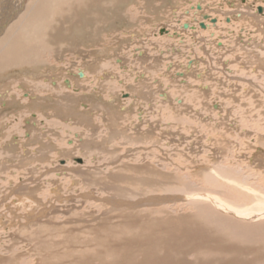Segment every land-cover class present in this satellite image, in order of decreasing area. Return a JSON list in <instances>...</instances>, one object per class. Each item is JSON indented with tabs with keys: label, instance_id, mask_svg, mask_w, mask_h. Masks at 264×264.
I'll return each instance as SVG.
<instances>
[{
	"label": "rangeland",
	"instance_id": "1",
	"mask_svg": "<svg viewBox=\"0 0 264 264\" xmlns=\"http://www.w3.org/2000/svg\"><path fill=\"white\" fill-rule=\"evenodd\" d=\"M112 6L0 72V264H264V238L189 232L194 194L264 198V0Z\"/></svg>",
	"mask_w": 264,
	"mask_h": 264
},
{
	"label": "bare ground",
	"instance_id": "2",
	"mask_svg": "<svg viewBox=\"0 0 264 264\" xmlns=\"http://www.w3.org/2000/svg\"><path fill=\"white\" fill-rule=\"evenodd\" d=\"M9 1L10 0H5V1L0 0V5H3L5 3V5L7 6L10 3ZM114 1H116V0H29L28 4H24V2L23 3L20 2L21 6H18V3H19V1H18L15 4L17 11L13 7H12L13 9H10V10H8V9L3 10V7H1V9H0V72H1V70L10 69L14 66H21L22 64H32L34 62L33 58H37V57H35L36 52H34V47H33L35 45L33 43V42H35L34 37H33L35 31L41 32L42 39L40 40V42H44V44L50 45V47L52 46L51 44H56L58 46L60 43H64L68 40H69V42L74 41L73 35H76V38L79 39L78 41H81V40L83 41L82 34L85 32V30H88V32H89V29H87V27L92 26L93 29H91V30L94 32L95 26H97L102 21V19L100 18V15H99L100 10H102V9L105 10L106 6H108V5L112 6L114 4ZM23 5H24V7H23ZM198 6H199V8H198ZM19 7H20V9H19ZM58 8H59V10L61 9L60 10L61 20L66 22V23L71 22V24L74 22L73 28L77 27V30H75L73 28L65 29L64 26L60 27V25L54 26L55 22H54L53 17L58 16V13H59V12H57ZM194 8L200 9L201 6L195 5ZM114 12H116V10H114ZM239 15H241V14L239 13ZM101 17H103V16H101ZM205 19H204L203 25L205 28L206 27L208 28V26H209L208 21H210L211 18L206 17ZM78 22L80 24L79 29H78ZM228 22H229V20H228ZM66 23H65V25H66ZM191 26L192 25L187 24L188 28H190ZM75 33H77V34H75ZM164 33H165V31H164ZM92 35H94V34H92ZM37 37H39V36H37ZM37 39L39 40V38H37ZM86 39L87 38H85L84 41ZM53 48L55 49V47H53ZM58 48H59V46H58ZM82 74H83V72H82ZM107 76L109 77V75H107ZM210 172L216 176H225L226 175L228 177V175L225 174V172H223V171L220 172L217 170H215V171L210 170ZM209 176H211V175L206 176L207 181H210ZM226 176H225V178H226ZM224 181H227V180H224ZM233 182L235 183L236 181L234 180ZM194 195H196V196L189 203H191V205H193V207H195L199 210L200 217L197 216V219L200 222L204 221L207 224V226L213 225L217 229L213 234L207 236V234L210 233L209 229L212 227H210V228L207 227L208 231L207 230L204 231L203 229H201V227L205 228L206 224L204 222H201V224L203 226L199 225V226L193 227L192 229L189 230V232L195 238L202 239L203 237H206V238H209L212 236L215 237L217 234L221 235V231L228 238H231V237L237 238V236H242V238H245V239H247V237H249L248 240H250V239L253 240L256 238L259 240V239L264 238V225H255V227L256 226H258V227L256 229H254L253 231L250 230V229L254 228V227H252V225H247L245 223H242V225H241L242 227L238 226V225H236V224H238V222L231 220L229 218L230 216H228V218H227L224 214L221 213L222 211L218 212L217 209L214 210L213 207L208 206V204L207 205L204 204L203 200H199L197 198V197L201 196V197H204L206 199H209L214 205H216L215 207H220L221 210H224L225 212H228V213L232 212L236 215L237 218H240V219L245 218L248 220H254L255 221L259 218L264 217V209H262V203L264 205V198H263L262 194L261 195L254 194L255 195L254 199L256 200L255 205L253 207H248L245 205V207H243V209H241L240 207H237L235 205L232 207L228 206V203H225L226 201L222 200V198H220V196L218 197L217 195H214V194L211 195L210 193H206V194H200L199 196L197 194H194ZM229 205H230V203H229ZM194 218H196V217H194ZM156 225H157V223H156ZM244 226L247 228H245ZM249 231H251V232H249ZM260 235H262V236H260ZM214 237H212V238H214ZM98 245L100 246V244H98ZM154 247H155V245H154ZM184 249H186V248H184ZM190 252L192 254V250ZM93 260H94V258H93Z\"/></svg>",
	"mask_w": 264,
	"mask_h": 264
},
{
	"label": "water",
	"instance_id": "3",
	"mask_svg": "<svg viewBox=\"0 0 264 264\" xmlns=\"http://www.w3.org/2000/svg\"><path fill=\"white\" fill-rule=\"evenodd\" d=\"M198 8H199V6H198ZM257 11L261 12V11H262V7H261V6H257ZM206 17H207V15H204V18H206ZM200 24H201L202 27H204L203 23H200ZM183 26H184L185 28H187V23H185ZM164 31H165V28H160V29H159V33H160V34H162ZM219 44H220V43H219Z\"/></svg>",
	"mask_w": 264,
	"mask_h": 264
}]
</instances>
